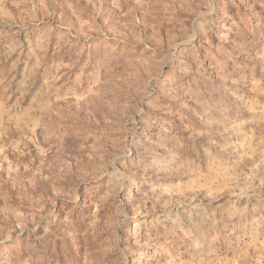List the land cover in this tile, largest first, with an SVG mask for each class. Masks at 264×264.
Here are the masks:
<instances>
[{
	"label": "rangeland",
	"instance_id": "rangeland-1",
	"mask_svg": "<svg viewBox=\"0 0 264 264\" xmlns=\"http://www.w3.org/2000/svg\"><path fill=\"white\" fill-rule=\"evenodd\" d=\"M0 264H264V0H0Z\"/></svg>",
	"mask_w": 264,
	"mask_h": 264
}]
</instances>
